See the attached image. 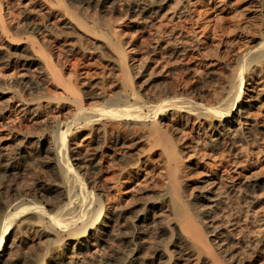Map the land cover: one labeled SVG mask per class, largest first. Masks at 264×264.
Instances as JSON below:
<instances>
[{
  "label": "bare ground",
  "instance_id": "bare-ground-1",
  "mask_svg": "<svg viewBox=\"0 0 264 264\" xmlns=\"http://www.w3.org/2000/svg\"><path fill=\"white\" fill-rule=\"evenodd\" d=\"M49 1L60 6L51 13L60 10L62 15L58 21L74 33L64 40L65 52L75 53L77 47L83 49L84 41L91 51L100 46L106 48L116 70L114 81L118 83L117 90L107 101L109 106H86L84 95L90 94V98L99 101L103 94L79 90V85L85 86L83 82L69 83L64 99L70 100L75 107L73 111L62 112L64 120L79 124L81 128L95 126L93 131L99 132L94 137L96 143L105 140L107 135L108 127L102 123L103 119L115 121L116 126L124 119L131 121L142 132L138 142L162 148L165 170L162 182L154 184L144 173L147 159L138 160V166L127 173L134 179L130 180V185L126 186L123 172L118 173V192L123 190V194L118 193V198H113L101 184L90 189L85 186L79 168L99 169L100 161L94 158V146L82 153L75 142L67 143L71 126L66 120L57 122V128L60 125L58 133L34 136L35 144L31 146L18 141L17 136L28 139L32 137L30 132H7L0 138V177L19 170L15 164L17 158H31L44 152L50 156L59 183L31 194L15 187L13 199L20 201L11 213L1 199L5 196L0 194V264H252L255 258H263L264 227L255 229L253 225H264V213L247 218L245 228H239V220L227 216L224 211L225 199L229 192L236 190L239 177L231 175L226 179L228 191L221 189L219 178L215 176L196 185L187 184L183 180L186 164L181 162L182 156H177L175 145L182 141V149L188 156L198 154L200 146L209 151L220 150L215 158L220 157L223 162L231 157L233 166H239L245 144L258 139L264 141V125L252 113L264 97L261 88L264 80H260L264 71V32L228 65L225 84L208 99L195 100L169 89L145 95L143 88L151 85L156 75L149 72L148 64L140 66L133 77H140L142 85L135 86L129 75L131 65L126 62L130 50L121 47L113 27L99 26L95 20H83L69 13L62 6V0ZM80 2L101 8L104 14L118 6L116 0ZM218 3L222 5L224 0ZM187 5V0H126L122 7L132 28L146 29L162 18L170 23L183 21L189 16ZM4 11L0 3V41H6V46L13 49L5 55L0 47V57L6 58L4 65L15 64L26 71L35 70L44 80L61 83L51 58L37 48L38 41L31 36L27 37V42L10 40L11 27ZM39 26L30 24L37 36L55 32L48 25ZM26 28H21V32H27ZM98 34L103 35L104 40L99 39ZM165 34L168 40L164 36L157 38L151 47L153 52L174 58L196 49L195 42L182 38L184 31L180 29L173 27ZM18 84L0 80V99H3L0 118L8 119L16 112L37 121L41 106L31 107L49 96L42 93L27 98ZM172 113L177 114L181 127L189 128L196 136L186 139L177 136L181 132L178 128L171 131L164 128L167 115ZM63 124L65 129H62ZM172 132L176 133L173 139L170 138ZM9 142L13 144L12 155L5 151ZM111 143L115 148L119 145L116 138ZM250 178L244 183L242 197L249 208H254L264 199V174ZM48 191L57 195L52 202L45 203L43 198ZM22 196H27L28 201H21L24 200ZM16 220H19L17 227L13 223ZM248 224L250 227H246Z\"/></svg>",
  "mask_w": 264,
  "mask_h": 264
},
{
  "label": "rangeland",
  "instance_id": "rangeland-1",
  "mask_svg": "<svg viewBox=\"0 0 264 264\" xmlns=\"http://www.w3.org/2000/svg\"><path fill=\"white\" fill-rule=\"evenodd\" d=\"M80 1L62 0V6L69 13L83 20H95L99 26L110 25L116 30V34L122 43L121 47L125 51L130 50L126 62L131 65L132 70L129 73L131 77L137 68L145 64H148L149 72L155 73V81L142 90L145 95L158 94V91L160 93L163 89H169L173 92L187 94L195 100L208 99L225 84L228 77V65L237 58L240 52L252 46L256 38L264 32V0H224L222 5L218 3L219 0H187L189 16L183 21L170 23L162 18L146 29L132 28L127 22L122 7L126 0H116L117 9L108 14H104L101 8ZM0 3L4 5V17L11 27L9 31L10 40L17 43L26 41L28 36L33 37L35 41H38L36 45L39 51L51 58L62 79L61 83L44 80L35 70L26 71L16 67L15 64L4 65L6 58L0 57V80L19 82L18 88L27 98L42 93L49 96L40 99L31 107L32 109L41 106L40 111H37V116L40 117L37 121L31 116H22L16 112H13L8 119L0 118V138H3L9 131L30 132L32 137L28 139L15 134L19 138L18 141L31 146L35 144L33 137L36 135L46 132L50 135L58 133L60 125L58 128L56 125L58 121L64 120L62 112L74 110L75 107L70 100L64 99L67 96L66 87L69 83L77 82L80 84L83 82L85 88L79 85V90L103 94V99H99V101L90 98V94L84 95L86 106H109L107 101L117 90L116 84L118 83L114 81L117 78L115 77L116 70L111 64L110 53L106 48L100 46L91 51L87 48L88 43L84 41L82 42L83 49L77 47L75 53H66L64 40L74 36V33L69 28H63L61 20H59L60 25L58 19H61L62 12L58 10L51 13L55 7L57 9L60 6H55L49 0H0ZM219 4L221 6H217ZM30 24L37 27L48 25L55 32L37 36L31 30ZM24 27H27V32H21V28ZM173 27L175 30L184 31L182 38L195 42L196 49L191 50L183 57L174 58L153 52L151 47L155 44V40L161 36L168 40L165 33L170 32ZM59 29L63 30L60 32ZM97 37L104 40L101 34H98ZM0 47L5 55L13 50L6 46L4 40L0 41ZM263 72H261L260 80H264ZM133 80L135 86L142 85L140 77L134 76ZM261 88L264 90L263 85ZM2 104L3 99H0V106ZM252 113L257 121L264 125V97L255 106ZM65 120L69 122L68 119ZM103 120L102 123L104 122L108 127L107 135L105 140L102 139L98 143L94 141V137L99 134L98 131H93L95 126L81 128L79 124L69 122L71 132L67 138V143L75 142L79 145V151L82 153H86L87 148L94 146L96 153L94 158L96 161H100L98 163L99 169L79 168L85 186L87 185L86 187L90 189L96 187V184H101L108 189L110 196L118 198V193L123 194V190L118 192L119 187L116 183L118 173L123 172V180H126V186L130 185V180L133 177L127 173L138 166V160L143 159H147L143 169L146 176L149 177V182L161 183L165 170L162 148L138 142L142 132L131 121L124 119L119 127L114 125L115 121ZM163 125L170 131L173 128H178L181 131L177 135L179 137L183 136L187 139L196 136L189 128L181 127L177 114H168ZM63 126L62 129H65L66 125L63 124ZM174 137H176V133L172 132L170 138L173 139ZM115 138L119 142L116 148L111 145V141ZM14 142L16 143L17 139ZM181 142L179 141L175 147L178 151L176 152L177 156H182L181 162L186 164V175L183 180L187 184L196 185L208 177L215 176L219 178L218 185L222 187L221 189L228 191L229 183L226 179L231 175L238 176L239 184L236 190L229 192L225 199L224 211L227 216L236 217L239 220V228H245L247 218L254 214H256L254 216H258L260 213H264V199L259 200L256 207L249 208L242 197L245 192L244 183L255 174H264V141L258 139L256 142L245 144L243 147L245 151L241 154L243 156H239V162L242 161L239 166L237 164L233 166L231 157L225 158L224 164L220 157L215 158L221 153L220 150L209 151L205 146H200L198 154L188 156L186 150L182 149ZM13 150V144L9 142L5 151L12 155ZM245 160L247 161L245 162ZM16 161L15 164L18 165L19 170L14 174H6L0 177V194L5 196V198L1 196V199H3L7 209H10L9 213L16 210L15 207L20 201V199H13L15 187L31 194L40 188L51 187L59 183L58 175L52 169L48 154L36 153L34 157L17 158ZM42 193L43 191H40V194ZM56 195L48 191L46 196H43L44 202H52ZM22 197L24 200L21 201H28L29 199L27 196ZM253 209L254 213L252 212ZM13 223L17 227L19 220ZM253 226L255 229L264 227L258 223H254ZM246 227H250V224ZM25 249L28 250L26 247ZM252 264H264V256L259 260L255 258Z\"/></svg>",
  "mask_w": 264,
  "mask_h": 264
}]
</instances>
